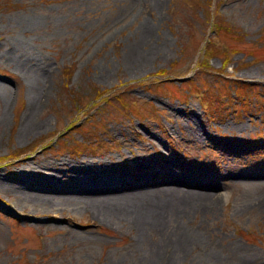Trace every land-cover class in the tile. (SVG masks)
<instances>
[{
    "label": "rangeland",
    "instance_id": "1",
    "mask_svg": "<svg viewBox=\"0 0 264 264\" xmlns=\"http://www.w3.org/2000/svg\"><path fill=\"white\" fill-rule=\"evenodd\" d=\"M173 159L220 193L178 264H264V0H0V264H170L165 217L75 187Z\"/></svg>",
    "mask_w": 264,
    "mask_h": 264
},
{
    "label": "bare ground",
    "instance_id": "2",
    "mask_svg": "<svg viewBox=\"0 0 264 264\" xmlns=\"http://www.w3.org/2000/svg\"><path fill=\"white\" fill-rule=\"evenodd\" d=\"M157 1L161 3V0ZM150 26L151 25H148V27ZM151 34L152 32L149 30L146 32V37L149 40H151ZM150 52L151 51L142 55L144 56L142 58H148ZM37 91L38 92L33 95V114H35L41 107V102L46 93V88L44 86H40ZM34 116L27 122L28 126L26 130L36 126V122L32 120ZM179 164L180 162L178 159L170 161L162 160L160 161V166H162L164 170L161 168V170L158 169L153 172L154 175H145L143 176L144 178L140 179L136 184L129 183L122 179L113 180V178H115L114 172L112 169H109L106 173L108 178H104L107 183L104 182V184H100V181H97L96 179L90 180L87 177L85 184L90 186L85 187L80 184L76 185L75 189L91 190L92 188H111L110 193L95 195L98 197H105V201H108L94 204V210L102 215L119 216L122 212L127 211L123 208L124 206L134 202L138 204V206H136L138 212H141V210L146 211L145 207H148L149 210H153L152 212L156 211V213L150 215L149 217L143 218L144 220L142 223L144 230H147L149 225L152 226L154 223H158L163 219V217H165L166 220L169 221V224L163 225L166 226V229L164 230V238L169 237L174 241L173 250L170 254V264H178L180 259L183 257L182 254L186 252L187 249L192 247L191 240H196L197 238V236L195 237L194 235V231L191 232L190 229L185 228L184 230L180 227V222L182 219H185V217L190 218L193 213L197 212L201 208H203L206 212H215L218 200L220 199V193L212 191L210 187L204 188L205 185L194 186L188 184L189 182L197 183L201 181L200 176L203 174L196 171L198 178L197 176L189 177L188 175L191 174H187L186 171H179ZM192 174L196 175L195 173ZM112 180L116 184L109 185L108 183L113 184ZM187 181L189 182L187 183ZM205 183L208 182H204V184ZM185 184L189 186H185ZM220 184H224V182H221ZM42 188L44 190H57L60 187L55 183V180L52 179V187L46 188L43 185ZM91 195H89V197ZM77 206L79 207L81 205ZM129 212L132 214L130 210ZM158 212H161L160 216H157ZM200 227L206 229L207 226L202 223ZM156 263H158V248L153 250L148 264Z\"/></svg>",
    "mask_w": 264,
    "mask_h": 264
},
{
    "label": "trees",
    "instance_id": "3",
    "mask_svg": "<svg viewBox=\"0 0 264 264\" xmlns=\"http://www.w3.org/2000/svg\"><path fill=\"white\" fill-rule=\"evenodd\" d=\"M212 49H213V51H215V50H217L218 48H217V47H215V48L211 47V49H209V53H210V54H212ZM229 58H230V57H229V55L227 54V56L225 57V63L229 60ZM204 63L207 64L208 62H207V61H204ZM225 63H224V64H225ZM221 69H223V67H222Z\"/></svg>",
    "mask_w": 264,
    "mask_h": 264
}]
</instances>
